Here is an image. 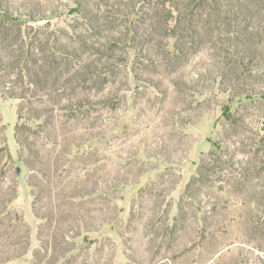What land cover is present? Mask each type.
I'll return each mask as SVG.
<instances>
[{
  "label": "rangeland",
  "instance_id": "rangeland-1",
  "mask_svg": "<svg viewBox=\"0 0 264 264\" xmlns=\"http://www.w3.org/2000/svg\"><path fill=\"white\" fill-rule=\"evenodd\" d=\"M0 264H264V0H0Z\"/></svg>",
  "mask_w": 264,
  "mask_h": 264
}]
</instances>
